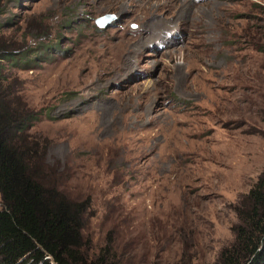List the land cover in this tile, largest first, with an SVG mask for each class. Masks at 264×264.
<instances>
[{
    "label": "rangeland",
    "instance_id": "obj_1",
    "mask_svg": "<svg viewBox=\"0 0 264 264\" xmlns=\"http://www.w3.org/2000/svg\"><path fill=\"white\" fill-rule=\"evenodd\" d=\"M0 42L37 58L4 75L85 251L214 264L264 171V0H0Z\"/></svg>",
    "mask_w": 264,
    "mask_h": 264
},
{
    "label": "trees",
    "instance_id": "obj_2",
    "mask_svg": "<svg viewBox=\"0 0 264 264\" xmlns=\"http://www.w3.org/2000/svg\"><path fill=\"white\" fill-rule=\"evenodd\" d=\"M10 48L0 42V264H123L109 248L85 251L91 197L74 200L36 176L39 144L29 130L39 117L6 83L3 62L27 67L37 58L27 61ZM234 211V240L214 264H264V171Z\"/></svg>",
    "mask_w": 264,
    "mask_h": 264
},
{
    "label": "water",
    "instance_id": "obj_3",
    "mask_svg": "<svg viewBox=\"0 0 264 264\" xmlns=\"http://www.w3.org/2000/svg\"><path fill=\"white\" fill-rule=\"evenodd\" d=\"M115 19H117V15L116 14H114V13H106L104 15H101V16L97 17L95 22L99 26L100 29H105L108 26H110ZM132 27L136 28L137 25L133 24Z\"/></svg>",
    "mask_w": 264,
    "mask_h": 264
}]
</instances>
